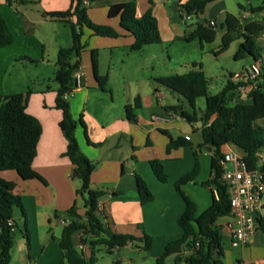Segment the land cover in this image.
Here are the masks:
<instances>
[{"label":"crops","instance_id":"0c3cea01","mask_svg":"<svg viewBox=\"0 0 264 264\" xmlns=\"http://www.w3.org/2000/svg\"><path fill=\"white\" fill-rule=\"evenodd\" d=\"M131 1L137 3V17H142L150 8L148 0H104L89 7L88 14L96 24L109 25L116 29L120 36L117 38L95 36L91 30L84 28L82 38L84 49L80 65L83 76L80 87L69 97V103L73 118L76 121L82 120L84 124L83 126L78 124L76 130L80 149L91 161L98 164V169L92 174L91 185L93 190L105 193L99 202L100 217L108 222L113 232L137 237H142L144 233L150 235L153 238V245L147 256L157 264L156 260L162 255L167 244L183 233L177 219L185 210V202L175 183L195 166L194 150L190 146L167 153L170 138L176 139L180 136L188 138L200 155V172L196 179V182L200 183H188L183 186L184 192L196 203L198 214L208 209L213 200L210 190L200 185L212 177L213 148L208 146L199 148L203 144L200 131L202 121L190 124L180 116L179 111L164 109L183 107L169 104L164 95L171 93L174 98L176 96L158 82L155 94L149 90L144 97L140 93H133L121 99L113 90H108L107 87L100 88L92 68V51L98 54L99 75L109 76L118 61L116 51L131 50L135 41L131 33L121 26L119 17L109 16L110 6ZM184 1L154 0L152 12L158 20L162 41H181L186 36L176 18L177 12L180 16L184 13L182 7ZM238 2L242 6L241 0ZM71 5L72 0H40L39 4L13 5H10L8 0H0V13L14 35L12 45L0 48V96L20 94L13 89V81L10 85L7 83V77H12L10 69L17 65L18 58L24 56L30 58V55H27L29 53L23 50L28 44L29 37L35 34L36 28L35 20L33 21V17L27 12L33 10H37L39 14L61 12L69 10ZM261 7L264 9V6ZM227 13L237 17L242 25L253 20L264 22V11L258 13L259 19H256L251 11L236 15V9L228 6L225 0H212L207 4L205 12L199 16L197 24L215 22L213 18L217 17L225 19ZM181 18L183 19V16ZM43 19L67 25L64 22L51 21L44 17ZM25 21L29 26H34L33 33H26ZM71 21L75 19L72 18ZM195 27L196 24L192 26L191 32ZM260 37L264 40V33ZM122 72L124 74V71ZM51 88L50 96L46 95L48 91L43 85L40 86V93L31 91L32 95L28 98L27 104V112L36 117L42 125V135L33 168L46 183L38 179L23 180L15 171H0V179L15 184L14 193L22 197L27 213V223L22 215L14 216V246L11 250L10 264H58L63 261L64 253L59 246V239L64 225L69 221L65 212L77 203L79 213L82 216L85 213L84 207L78 202L81 199L76 193L81 185L72 177L73 165L69 158L64 156L67 143L60 129L62 112L55 106L59 85ZM137 97H141L142 107L134 111L135 121H130L125 108L132 105ZM100 100L107 102L108 111L103 114L100 113ZM248 101L242 97L236 102ZM159 108L162 109L161 112L157 111ZM263 149L261 153L264 155ZM230 151L234 150L229 146L222 149L223 154ZM153 159L162 161L171 178L168 183H161L155 176L150 165ZM135 174L142 176L148 183L150 190L155 194L153 202L141 204ZM262 215L264 216V209ZM225 222L226 217L217 221L221 236L230 243L228 249L223 246L224 264H264V232L258 229L248 246L234 248ZM81 238L82 234H76L74 242L87 257H90L92 251L89 245H81ZM142 246L141 241L131 243L115 251L103 264H113L117 259H120L122 264H151L141 257V253L144 252ZM126 251L137 253L129 258L125 256ZM171 259L173 258L168 259V264ZM171 264H174V259Z\"/></svg>","mask_w":264,"mask_h":264},{"label":"trees","instance_id":"16d2710c","mask_svg":"<svg viewBox=\"0 0 264 264\" xmlns=\"http://www.w3.org/2000/svg\"><path fill=\"white\" fill-rule=\"evenodd\" d=\"M72 0L71 8L61 12H43L45 19L59 21L68 24L71 28L72 44L68 48H61L57 55V71L54 81L59 85L56 96V109L62 112L60 129L66 139V152L73 165L72 177L80 181L81 186L77 189V195L83 202L84 216L79 213L77 203L70 207L65 215L69 221L64 225L59 246L64 253V260L58 264H97L96 253L100 247H105L107 252L113 254L127 247L131 243L141 241V247L145 254L152 249L153 238L144 233L142 237L130 234L113 232L106 220L99 215V202L104 197L103 191L91 188V177L97 169V163L91 161L80 149L76 136L78 124L84 125L83 121L73 118L69 99L65 94L73 90V74L80 68L81 53L84 49L82 38L84 28L92 31L93 35L101 37L117 38L120 33L109 25L96 24L89 15V7L98 1ZM212 0H188L183 5L187 16H201L207 4ZM250 2L255 0H248ZM10 5L39 4L29 0H8ZM150 8L142 16L137 17V3L131 1L124 4L110 6L109 16L119 17L120 24L128 30L135 41L131 46L134 52L141 51L144 47L162 42L158 20L152 12L154 0H148ZM243 8V7H242ZM264 11L262 7L251 8L253 14ZM75 21H71V19ZM25 31L28 34L34 32V26L24 22ZM226 32L222 38L221 52L228 50L234 41L236 33H241L243 42L235 54V60H242L248 56L253 57L254 62L259 61L260 47L256 40L264 33V22L253 20L242 25L234 15L227 13L224 21ZM217 32L215 26L198 23L190 36L183 40L192 42L198 39L203 43L215 41ZM14 43L8 23L0 13V48H5ZM197 68V64L193 63ZM92 68L96 80L101 89L109 83V76L99 75V59L96 51H92ZM248 69V68H247ZM264 73V69L262 67ZM217 95L209 94V82L201 69L191 70L184 74H174L157 82L170 91L184 97L194 114L191 115L180 107H165L166 110L179 111L180 116L188 123L193 124L202 121L200 131L203 136V144L199 148L208 146L213 148L211 161L212 177L207 182L201 183L210 190L212 204L201 214H198L196 203L184 192L183 186L188 183H196L200 172V158L196 146L185 137L170 138L167 145V153L181 147L190 146L194 150L195 166L192 171L184 175L176 182V189L185 202V210L179 215L177 222L182 228V235L167 244L162 255L156 263L168 264L169 258L174 259V264H224L223 237L217 221L226 217L231 212L230 194L227 184L222 180L223 167L221 161L224 158L222 149L226 146L237 149L249 170L258 167L257 153L264 148V126L259 125V120H264V75L262 74L256 89H254L248 102H236L234 99L238 93V85L232 81ZM31 91L26 94H12L0 96V171H15L23 180L38 179L46 183L45 179L38 174L33 163L38 154V144L42 135L40 121L27 112L28 98ZM239 95V93H238ZM206 99V109L201 117L196 113V101L199 98ZM142 101L135 98L134 105L126 106V116L130 121H135L134 109H140ZM163 133L167 134L166 131ZM151 168L157 179L166 183L168 175L161 160L150 161ZM264 170V166H263ZM140 202L147 205L155 200V194L150 190L146 180L139 174H135ZM15 184L0 179V264H10L11 250L14 246V213L18 209L27 223V213L22 197L14 193ZM13 223V227L9 222ZM258 229L264 232V216L258 219ZM82 234L81 245H89L92 254L87 257L75 244L76 234ZM199 244V246H197ZM113 264H122L117 259Z\"/></svg>","mask_w":264,"mask_h":264},{"label":"rangeland","instance_id":"374dc122","mask_svg":"<svg viewBox=\"0 0 264 264\" xmlns=\"http://www.w3.org/2000/svg\"><path fill=\"white\" fill-rule=\"evenodd\" d=\"M238 1L239 0H225L228 6L236 9V15H239V13L244 14L245 11H251V8L264 6V0H255L252 2L241 0L242 6H240V2ZM27 13L33 17V21L35 20L34 23L36 28L35 34L29 37L28 44L23 50L29 53L27 55H30V58L28 56L18 58V63L16 62L17 65L15 63L16 66L12 67L13 69L10 67L12 77H7V83L10 85L13 81V89L21 94H26L28 91L40 93V86L43 85L48 91L46 95L50 96L52 94L49 91L52 89L51 87L57 86V83L54 81V76L57 71L56 61L59 49L68 48L72 44L71 28L68 24L65 25L45 21L43 15H41L43 12L39 14L37 10H33ZM182 16L183 19L181 18ZM186 17L187 15L185 13L181 16L179 12L176 13L177 23H179L180 27L186 32L185 37H188L192 33V26L197 24L200 18L191 16V19L187 20ZM254 17L259 19L260 15L255 13ZM90 19L92 20L91 17ZM213 21H215V30L217 32L216 39L212 43H203V47L198 39L187 42L182 38L181 41L176 42L164 40L161 44H154L137 52H133L130 49L116 51L115 54L118 56V61L110 72L109 83L106 86L107 89L113 90L116 94H119L121 99L133 93H140L144 97L149 90H152V93L155 94V86L158 79L174 74H184L194 69H201L209 82V94L217 95L221 93L229 83L230 75L243 72L254 63V59L248 56L242 60H235V54L243 42L241 33H236L234 36L235 39L228 50L221 52L222 38L226 32V27L224 25L225 19L217 17L213 18ZM256 43L261 49L259 61L264 68V40L259 37ZM193 63L198 65L197 68L193 66ZM122 71H124V74ZM47 87L49 88L47 89ZM173 94L176 96L175 98L171 93H166L164 95L165 100L169 104L181 105L185 111L193 115L194 110L187 100L177 93ZM240 98H242V96L238 95V93L234 97L236 101L240 100ZM106 104L107 102L100 100V113L103 114L108 111ZM133 105L134 102L132 103V106ZM205 109L206 99L204 97L199 98L196 101L195 111L197 115H203ZM161 110L162 109L159 108L157 111L161 112ZM134 111L137 110L134 109ZM257 123L264 126V120H259ZM202 150L205 152L204 149ZM233 150L238 152L235 148ZM262 152L264 153V149ZM165 172L168 175V181H170L171 178L169 173L166 170ZM168 181L166 183H168ZM76 182L80 183L79 181ZM91 188L94 189L92 185ZM78 202L80 206H83L82 200ZM14 216H21L18 209L15 210ZM222 243L225 249L230 248V243L226 238L223 237ZM136 253L137 251H126L125 256L132 258ZM147 255L148 254L144 252L141 253L143 260L154 264V261L152 262ZM110 256L111 254L107 252L105 247H100V251L96 253L98 264H103L106 258ZM169 263H173V259H171Z\"/></svg>","mask_w":264,"mask_h":264},{"label":"built area","instance_id":"2783aa9c","mask_svg":"<svg viewBox=\"0 0 264 264\" xmlns=\"http://www.w3.org/2000/svg\"><path fill=\"white\" fill-rule=\"evenodd\" d=\"M188 0H185L183 5ZM87 6L90 3L86 0ZM183 7V6H182ZM191 19L190 16L186 17ZM208 26H215V22H209ZM263 74L262 65L254 62L248 69L237 73L232 81L238 85L240 96L249 100L251 92L256 89ZM83 72L79 68L73 74V90L65 94V98L73 94L80 87ZM258 167L249 170L242 156L234 151L224 154L221 161L223 167L222 180L227 184L230 194L231 212L226 216L225 227L229 234L231 245L234 248L246 247L258 230V219L264 209V155L257 153ZM9 224L13 227L11 222ZM199 246V244H197Z\"/></svg>","mask_w":264,"mask_h":264},{"label":"water","instance_id":"95a60500","mask_svg":"<svg viewBox=\"0 0 264 264\" xmlns=\"http://www.w3.org/2000/svg\"><path fill=\"white\" fill-rule=\"evenodd\" d=\"M71 86H73V82L71 83ZM209 150H211V148H209Z\"/></svg>","mask_w":264,"mask_h":264}]
</instances>
